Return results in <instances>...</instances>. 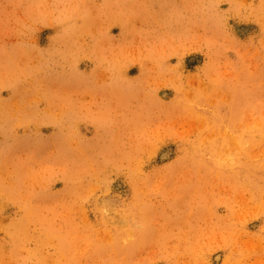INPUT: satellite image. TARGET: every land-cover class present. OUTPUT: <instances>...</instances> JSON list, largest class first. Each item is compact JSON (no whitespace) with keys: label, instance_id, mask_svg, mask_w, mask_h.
Segmentation results:
<instances>
[{"label":"rangeland","instance_id":"1","mask_svg":"<svg viewBox=\"0 0 264 264\" xmlns=\"http://www.w3.org/2000/svg\"><path fill=\"white\" fill-rule=\"evenodd\" d=\"M0 130V264H264V0H0Z\"/></svg>","mask_w":264,"mask_h":264},{"label":"bare ground","instance_id":"2","mask_svg":"<svg viewBox=\"0 0 264 264\" xmlns=\"http://www.w3.org/2000/svg\"><path fill=\"white\" fill-rule=\"evenodd\" d=\"M12 103L14 102V100L11 101ZM1 131V130H0ZM4 136V135H3ZM168 152V151H167ZM171 153V152H170ZM164 154V153H163ZM168 156V153H165L163 155V157H167ZM170 157V156H169ZM162 158V157H161ZM252 168H253V162H250V166H247L245 169H249L250 171H252ZM254 172V171H253ZM252 184H254V181H252ZM219 260V258H217V261ZM219 263V262H217Z\"/></svg>","mask_w":264,"mask_h":264}]
</instances>
